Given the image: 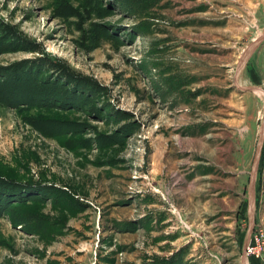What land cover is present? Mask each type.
Masks as SVG:
<instances>
[{
  "label": "rangeland",
  "instance_id": "374dc122",
  "mask_svg": "<svg viewBox=\"0 0 264 264\" xmlns=\"http://www.w3.org/2000/svg\"><path fill=\"white\" fill-rule=\"evenodd\" d=\"M0 264H264V0H0Z\"/></svg>",
  "mask_w": 264,
  "mask_h": 264
},
{
  "label": "built area",
  "instance_id": "2783aa9c",
  "mask_svg": "<svg viewBox=\"0 0 264 264\" xmlns=\"http://www.w3.org/2000/svg\"><path fill=\"white\" fill-rule=\"evenodd\" d=\"M248 245V246H247ZM246 248H247V250H248V248H249V242L247 241V243L245 244V246H244V249L246 250Z\"/></svg>",
  "mask_w": 264,
  "mask_h": 264
}]
</instances>
